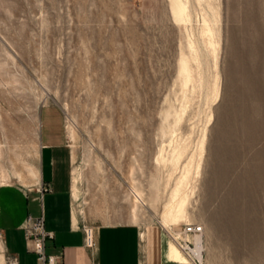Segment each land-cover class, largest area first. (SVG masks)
I'll list each match as a JSON object with an SVG mask.
<instances>
[{
  "label": "rangeland",
  "instance_id": "374dc122",
  "mask_svg": "<svg viewBox=\"0 0 264 264\" xmlns=\"http://www.w3.org/2000/svg\"><path fill=\"white\" fill-rule=\"evenodd\" d=\"M47 126L87 227L162 225L192 264L171 234L200 224L203 264H264V0H0V186L36 184Z\"/></svg>",
  "mask_w": 264,
  "mask_h": 264
},
{
  "label": "crops",
  "instance_id": "0c3cea01",
  "mask_svg": "<svg viewBox=\"0 0 264 264\" xmlns=\"http://www.w3.org/2000/svg\"><path fill=\"white\" fill-rule=\"evenodd\" d=\"M41 134L36 184L29 189L0 186V264L8 256L19 264H37L38 255L28 250L25 237L29 215L44 217L46 230L53 234L46 240V253H62L64 264H189L179 259V248L165 228L154 223L92 226L93 247H88L87 224L76 204L78 170L73 173L65 131L47 126Z\"/></svg>",
  "mask_w": 264,
  "mask_h": 264
},
{
  "label": "built area",
  "instance_id": "2783aa9c",
  "mask_svg": "<svg viewBox=\"0 0 264 264\" xmlns=\"http://www.w3.org/2000/svg\"><path fill=\"white\" fill-rule=\"evenodd\" d=\"M85 242L88 247H93L92 229L85 227ZM25 237L28 243V250L38 255L37 264H64L63 254H47L46 253V240L52 238L53 234L46 230L45 220L43 216L34 217L29 215L24 227ZM183 231L187 233H202L203 226L200 224L190 223L184 226ZM171 236L177 241L183 251L189 256L192 264H203V260L196 257L189 251L186 245L181 243L178 237ZM189 244V243H188ZM5 264H19L15 256H8Z\"/></svg>",
  "mask_w": 264,
  "mask_h": 264
},
{
  "label": "bare ground",
  "instance_id": "6f19581e",
  "mask_svg": "<svg viewBox=\"0 0 264 264\" xmlns=\"http://www.w3.org/2000/svg\"><path fill=\"white\" fill-rule=\"evenodd\" d=\"M251 58V57H250ZM11 185L9 183H4V186H8ZM138 194H136L135 196V204H134V208H133V212H134V218H137V209L139 207V204H146L144 202L142 191L138 192ZM146 201V200H145ZM167 227V226H166ZM177 229H180L179 227H176ZM192 239L191 242H187L185 241V247H187L189 249L190 252H192V254L196 255V257L200 258L201 260H204V252H205V247H204V239H203V233H192ZM189 243V244H188Z\"/></svg>",
  "mask_w": 264,
  "mask_h": 264
}]
</instances>
